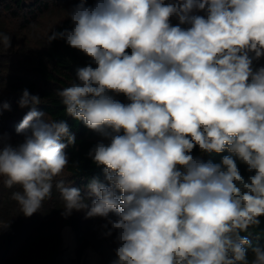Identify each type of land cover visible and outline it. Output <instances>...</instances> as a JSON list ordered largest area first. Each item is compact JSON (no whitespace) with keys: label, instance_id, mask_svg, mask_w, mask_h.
<instances>
[{"label":"clouds","instance_id":"obj_1","mask_svg":"<svg viewBox=\"0 0 264 264\" xmlns=\"http://www.w3.org/2000/svg\"><path fill=\"white\" fill-rule=\"evenodd\" d=\"M68 20L49 44L90 62L56 96L102 138L87 158L103 180L57 179L76 134L24 89L23 139L0 132V186L18 188L20 212H38L55 187L62 216L84 212L115 233L112 264H264V243L243 234L264 217V0H78Z\"/></svg>","mask_w":264,"mask_h":264},{"label":"trees","instance_id":"obj_2","mask_svg":"<svg viewBox=\"0 0 264 264\" xmlns=\"http://www.w3.org/2000/svg\"><path fill=\"white\" fill-rule=\"evenodd\" d=\"M9 1H12L17 7L24 4L23 0ZM89 2H93V0ZM173 23L175 24L177 21L174 20ZM69 27H71V23L67 16L48 33V36L54 30L59 31ZM48 36L46 45L31 68L30 74L25 78H18L19 80L15 82L17 84H13L11 80L10 83L15 86L19 97L24 89H28L33 95H39L42 98V104L37 108L45 112L50 119H65L67 121L77 137L76 147L66 149L70 161L67 170L72 175L75 186L84 189L92 177H99L103 180L102 168L97 167L87 158L89 149L99 140L97 139L99 135L87 129L82 122L74 120L66 114L64 106L56 96V90L68 86L74 78L77 67L86 66L90 61L83 53L68 47L63 40H56L49 44ZM255 63L256 66L264 64V59ZM116 99L127 102L123 96H118ZM4 119L3 113L0 116V125ZM194 154H199L198 150ZM227 154L226 152L219 155L212 154L205 156L204 159L219 162L221 156ZM73 162H78L79 167H75ZM240 170L247 177L248 173L243 165H240ZM66 225L71 226L76 235L78 246L75 258L64 259L62 257L63 239L59 230L33 237L28 236L23 244H20L22 241L18 234L9 233L0 240V264H79L89 247H93L101 255L100 264H112L116 259L115 233L112 237H104L101 228L99 233L89 237L83 228L81 218L78 217L69 218ZM243 234L250 235L253 244L264 243V217L261 218L258 227L253 226L248 233ZM251 258L252 253L249 251V259Z\"/></svg>","mask_w":264,"mask_h":264},{"label":"rangeland","instance_id":"obj_3","mask_svg":"<svg viewBox=\"0 0 264 264\" xmlns=\"http://www.w3.org/2000/svg\"><path fill=\"white\" fill-rule=\"evenodd\" d=\"M77 2L78 0H23L24 4L17 7L12 1L0 0V31L12 37V47L0 49V101L11 106L10 111H3L5 119L0 125V132L12 143L23 139L15 129L29 110L19 107L20 97L13 84H17L15 82L18 78H25L30 74L46 45L48 33L68 16L69 10ZM46 118L50 119L47 115ZM97 139L102 138L98 136ZM57 179H64L66 183L74 182L67 168L63 176ZM15 190L18 188L0 186V225L8 224L0 229V240L9 233H16L21 238L20 244H23L28 236L59 230L63 239L62 257L71 259L76 257L78 244L73 228L66 225V221L71 217L81 218L89 237L99 233L104 223L100 218L86 219L84 212L74 211L67 218L62 216L63 202L55 187L51 198L44 201L41 209L26 217L20 212L17 202L11 199V192ZM101 260V255L93 247H89L79 264H100Z\"/></svg>","mask_w":264,"mask_h":264}]
</instances>
